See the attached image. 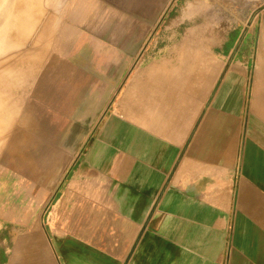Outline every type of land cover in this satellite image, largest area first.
Instances as JSON below:
<instances>
[{
  "label": "crops",
  "instance_id": "obj_1",
  "mask_svg": "<svg viewBox=\"0 0 264 264\" xmlns=\"http://www.w3.org/2000/svg\"><path fill=\"white\" fill-rule=\"evenodd\" d=\"M138 4L147 30L114 24ZM13 7L19 36L40 40L39 68L64 72L41 79L59 120L40 129H89L90 142L68 158L46 131L0 206V264H264V79L249 31L162 29V0Z\"/></svg>",
  "mask_w": 264,
  "mask_h": 264
},
{
  "label": "rangeland",
  "instance_id": "obj_2",
  "mask_svg": "<svg viewBox=\"0 0 264 264\" xmlns=\"http://www.w3.org/2000/svg\"><path fill=\"white\" fill-rule=\"evenodd\" d=\"M162 1L163 15L158 23V27L162 29L203 31L207 36L218 38L228 37L230 33L238 36L244 29L249 31L257 53L254 58V72L258 79H264V0ZM165 2H168L167 5ZM140 7L142 6L138 4L135 12L130 14V21H126V16L122 15L124 21L115 20L114 24L125 27L129 25L131 30L144 27L147 30L149 23L140 12ZM11 10L15 12L13 0H0V106L6 105L11 111L0 115L3 119L2 125L7 127L0 128V176L6 180L5 188L0 192V206L9 200L15 184H21L25 180L27 161L30 163L29 167H32L31 163L42 157L45 147L42 141L45 140L46 131H50L51 138L66 141L68 158L74 157L79 143L83 140L86 139L85 147L90 142V137L86 138L89 129H53L52 125L40 129L42 123L59 120L49 117L51 109L44 108L47 106L48 96L42 90L48 86H42L41 79L50 78V75L54 78L61 77L64 72L39 68L47 60L46 55L44 57L35 52L40 49V40L19 36L25 34L27 23L23 20H11V17H15L11 15ZM187 15L189 19L180 22ZM101 112L100 110L99 113ZM16 114L21 119L18 121L16 118V122H12ZM10 117L12 118L9 120ZM27 125L30 129H21ZM17 129L19 132L16 131L15 134ZM56 130H59L58 134ZM5 231L8 234L9 228Z\"/></svg>",
  "mask_w": 264,
  "mask_h": 264
},
{
  "label": "water",
  "instance_id": "obj_3",
  "mask_svg": "<svg viewBox=\"0 0 264 264\" xmlns=\"http://www.w3.org/2000/svg\"><path fill=\"white\" fill-rule=\"evenodd\" d=\"M254 15H255V14H254ZM244 34H245V31L241 34L240 39L238 40V44L241 42V40H242Z\"/></svg>",
  "mask_w": 264,
  "mask_h": 264
}]
</instances>
